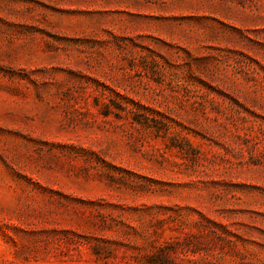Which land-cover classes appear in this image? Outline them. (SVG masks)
I'll use <instances>...</instances> for the list:
<instances>
[{
	"label": "rangeland",
	"instance_id": "1",
	"mask_svg": "<svg viewBox=\"0 0 264 264\" xmlns=\"http://www.w3.org/2000/svg\"><path fill=\"white\" fill-rule=\"evenodd\" d=\"M0 264H264V0H0Z\"/></svg>",
	"mask_w": 264,
	"mask_h": 264
}]
</instances>
